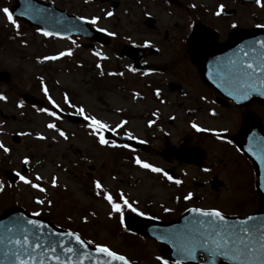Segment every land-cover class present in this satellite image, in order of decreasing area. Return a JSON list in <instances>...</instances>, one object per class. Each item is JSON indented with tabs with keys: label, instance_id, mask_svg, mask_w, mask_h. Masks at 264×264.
Returning <instances> with one entry per match:
<instances>
[{
	"label": "flooded vegetation",
	"instance_id": "obj_1",
	"mask_svg": "<svg viewBox=\"0 0 264 264\" xmlns=\"http://www.w3.org/2000/svg\"><path fill=\"white\" fill-rule=\"evenodd\" d=\"M0 1L2 7L11 2ZM35 2L54 11L55 21L54 9L75 18L83 17L85 22L96 17L94 25L86 22L97 32L93 40L86 36L72 38L87 51L92 52L86 47L98 48L102 53L96 51L106 55L105 59L121 65L120 82L127 83L124 92L131 93L136 106L133 112L140 113L143 121L133 127V112L122 108L124 123L120 122L115 133L124 138L106 140L107 149L111 151L114 143L116 155L153 176L180 209L178 215L188 208H217L225 215H245L244 194L250 189L255 192L256 182L255 177L248 175L254 176V166L238 151L236 142L246 129L258 138L264 136V100L233 101L226 90L210 86L201 76L194 52L197 48L206 51L227 43L237 45L239 32L264 31L260 27L264 25V0L259 6L255 0ZM131 86L134 88H128ZM192 124L203 130L197 131ZM135 159L162 171L142 168ZM189 193L190 198L185 200Z\"/></svg>",
	"mask_w": 264,
	"mask_h": 264
},
{
	"label": "rangeland",
	"instance_id": "obj_2",
	"mask_svg": "<svg viewBox=\"0 0 264 264\" xmlns=\"http://www.w3.org/2000/svg\"><path fill=\"white\" fill-rule=\"evenodd\" d=\"M16 24L14 28L0 13V72L9 74L8 79H0V95L5 97L0 100V145L9 149L5 153L0 148V212L12 205L36 208L58 227L78 232L92 245L106 246L139 264H160L157 256L173 264L165 257L161 244L127 231L121 224V215L111 212L102 194L107 191L115 201L123 194L139 212L174 218L180 209L170 201L169 192L157 185L153 176L133 167L106 145L97 144L88 125L72 124L49 114L52 103L75 113L83 109L85 115L117 126L124 115L122 108L127 112L136 109L131 93L124 92L127 83L121 84L115 75L119 71L117 64L114 60H98L79 44L43 39L41 33L29 32L21 22ZM69 51L71 55L59 56ZM45 56L58 59L44 60ZM24 94L43 101L41 106L24 101ZM139 114L136 110L132 113L133 127L143 121ZM50 123L55 127L48 128ZM57 129L65 136L61 137ZM12 134L20 136L17 143L11 140ZM38 134L44 139H39ZM25 158L27 164L23 163ZM6 169L19 172L45 191L22 181L11 183L3 175ZM248 175L254 178L252 173ZM37 176L41 179L36 180ZM94 182H99L101 189H96ZM244 198L246 212L263 204L251 189ZM34 199L43 201V207L35 206ZM121 205L123 215L134 213ZM165 208L169 211L165 212Z\"/></svg>",
	"mask_w": 264,
	"mask_h": 264
},
{
	"label": "snow or ice",
	"instance_id": "obj_3",
	"mask_svg": "<svg viewBox=\"0 0 264 264\" xmlns=\"http://www.w3.org/2000/svg\"><path fill=\"white\" fill-rule=\"evenodd\" d=\"M255 3L259 6L261 5V0H255ZM219 11L220 8H218L217 14H219ZM0 13H3L4 17L14 28L18 27L8 7L0 8ZM106 14L112 15L111 12ZM78 19L84 20L83 17ZM96 19V17H93L86 22L94 25ZM260 27H264V25H260ZM99 30L104 31V29ZM37 31L44 36L59 35V33L42 29H37ZM109 35H113V33H109ZM253 44L259 47L255 48L253 45H245L243 48H238L231 58H216L215 64L218 71L216 75L210 76V78L215 80L216 76H219L223 83L227 84L229 89H231L228 92L230 96L235 91H239L243 98H246L250 92L259 90L257 88L258 84L264 86V43L257 40ZM65 55H71V52L59 53V56ZM43 59L55 60L58 59V56H45ZM97 67L99 68L100 65L97 64ZM218 86L221 85L218 84ZM41 87L43 89V83ZM43 90L45 95H47L46 89ZM261 94H264V92H261ZM3 99L5 97L0 95V100ZM65 99L67 100V98ZM40 111H47V109H40ZM76 111L89 122L88 127L93 130L94 134L98 135L99 143L102 145L107 144L108 141L104 138L103 130L107 129L108 126L94 117L85 115L83 109L78 108ZM49 114L55 115V113ZM123 123L124 121H121V124ZM149 123L151 124L152 122L149 121ZM121 124L116 127L119 128ZM47 127L54 128L55 125L50 123ZM192 127L197 131L203 130L196 124H192ZM109 130L115 132L116 129ZM57 131L61 137L65 136L63 131L59 129ZM38 138L44 139L39 134ZM113 146L117 145L113 144ZM123 147H128V145H123ZM0 148L5 153L9 151L3 145H0ZM134 162L142 168L150 169L152 172L160 173L162 171L160 168L153 167L140 159H135ZM23 163L27 164L28 159L25 158ZM16 175L20 181L30 184L33 189H38L40 192L45 191L43 187H40L37 183H32L19 172ZM167 178L169 180L172 179L170 176ZM40 179V176L36 177V180ZM175 182L177 184L180 183L179 180ZM52 184L53 186L56 185L55 177L52 178ZM94 186L96 189H101L102 187L99 182H94ZM2 188L3 185H0V189ZM102 194L111 206V212L121 215V224L123 225L121 203L116 202L107 191ZM190 196L191 193L186 195L184 199L188 200ZM119 200L122 201L123 207L128 208L131 212L137 215H144V213L133 207L123 195L119 196ZM36 203L41 204L43 201L37 200ZM164 211L167 212L169 209L165 208ZM186 211L194 215L187 221L183 229L166 231L163 235L157 237V239H167L176 248L180 258L175 260V264H181L182 260H195L200 254H204L208 264H215L217 258L233 261L236 264H264V217L247 216L244 219L227 220L217 208H188ZM32 215L38 216L39 213L34 212ZM9 223L11 227L4 225L2 232H0V243L5 245V258H11L13 264H34L37 261L39 264H48L49 261L52 264H84V261L91 256L86 245H91L92 241L85 242L75 232L50 231L45 233L43 229L47 227L46 225H43L37 219H27L23 216ZM73 242L79 247H73ZM58 252L60 255H57ZM95 252L102 254L105 259L102 261L93 259V264H113L115 261H119L120 264H130V261L123 255L117 254L106 246L96 244ZM156 259L160 261V264H168L166 260H162L159 256Z\"/></svg>",
	"mask_w": 264,
	"mask_h": 264
},
{
	"label": "water",
	"instance_id": "obj_4",
	"mask_svg": "<svg viewBox=\"0 0 264 264\" xmlns=\"http://www.w3.org/2000/svg\"><path fill=\"white\" fill-rule=\"evenodd\" d=\"M20 13H24L23 9L19 10ZM32 16L35 17L34 21L31 23H36L39 26H41L43 23L39 21L38 18V13L33 12ZM44 25V24H43ZM56 33H59V35H66V34H71L75 33V29H72L70 25H63L62 29L60 28L58 31H54ZM240 42L244 40H252L250 45H253V47L258 48V45H254V41H261L264 43V34L260 32H249L245 35V37H240ZM231 43H227L225 46L220 47V48H214V49H209L208 53H200V57L204 58L207 54V59L203 61V63L206 65H216L215 63L211 62L212 59H216L217 57H220L222 55H227V53L231 52L234 48L231 46ZM247 45V44H246ZM243 45H240L239 48H243ZM215 61V60H214ZM203 65V64H202ZM204 66V67H205ZM204 73V77L206 80L210 79V75L208 73V70L203 69L202 70ZM0 78L7 79L8 74L5 72L0 73ZM212 81V78H211ZM257 88L259 89L258 91H252L250 92V96H256L264 99V94H261V92H264V86L257 85ZM25 98H29L28 96H25ZM69 120H72L74 122L79 121L78 117H75L73 115H67L66 116ZM247 139V136L245 135L243 138L240 139L238 142V147L241 151H243L248 157H250L255 163H256V168H257V174H258V189L260 190L261 195L264 198V151L262 149L252 147L250 144L245 140ZM264 144V143H263ZM6 176L14 180L17 176L14 175L10 171L5 172ZM194 214L186 212L183 214L179 219L172 221L170 223H159L157 221H151V220H137L132 217H127L126 218V224L135 230H138L144 234H147L151 237H154L158 242L162 243L166 247V256L170 258L173 262L175 260L179 259L180 257L177 254L176 248L173 246L172 243H170L167 239H157V237L163 235L166 231H173V230H180L183 229L184 226L186 225L187 221L193 217ZM25 217L27 219H37L39 220L43 225H46L47 227L43 229L45 233L47 232H57V231H69V230H61L53 226L51 223H49L47 220L40 218V217H35V216H30L27 215L22 209L19 208H14L10 210H6L3 214L0 215V232L3 230L4 225H8L11 227V224L9 223L10 221H13L14 219L18 217ZM248 216H256V217H264V210H258L255 213L249 214ZM227 220H239V219H244L246 217H226ZM73 247H79L75 245L73 242ZM87 250L91 253V256L89 259L84 261V264H93V259L97 260H104L105 258L102 256V254H97L95 252V247H91L90 245H86ZM39 255V253H37ZM57 255H60L58 252ZM181 263H192V264H208V260L204 257V254H200L197 256L195 260L189 261V260H182ZM0 264H13V261L11 258H5V245L0 243ZM34 264H39V262H34ZM48 264H52L51 261L48 262ZM113 264H120L119 261L113 262ZM130 264H136L134 262H130ZM215 264H236V262L233 261H227L221 258H217L215 260Z\"/></svg>",
	"mask_w": 264,
	"mask_h": 264
}]
</instances>
